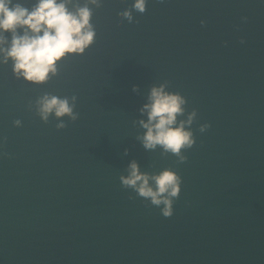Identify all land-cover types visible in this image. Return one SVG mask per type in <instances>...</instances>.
I'll use <instances>...</instances> for the list:
<instances>
[{
    "label": "water",
    "instance_id": "obj_1",
    "mask_svg": "<svg viewBox=\"0 0 264 264\" xmlns=\"http://www.w3.org/2000/svg\"><path fill=\"white\" fill-rule=\"evenodd\" d=\"M132 2L88 4L92 45L42 85L0 64V264H264V0ZM161 85L196 112L183 162L138 138ZM133 162L180 177L170 217L121 186Z\"/></svg>",
    "mask_w": 264,
    "mask_h": 264
},
{
    "label": "clouds",
    "instance_id": "obj_2",
    "mask_svg": "<svg viewBox=\"0 0 264 264\" xmlns=\"http://www.w3.org/2000/svg\"><path fill=\"white\" fill-rule=\"evenodd\" d=\"M72 2L35 0L34 4L25 7L20 0H0V64L10 62L14 78L33 86L42 85L56 74V65L60 61L80 56L92 45L95 31L90 23L92 13L88 4L96 5L97 0H88L87 4L77 6L74 11L68 7ZM145 2L133 0L131 9L142 14ZM122 16L131 22L130 11H122ZM5 43L7 47L3 46ZM37 104L42 121L49 114L57 119L62 116L75 118L68 99L44 96ZM184 104L183 97L165 91L163 85L150 89L148 102L140 109L141 114H146V122L139 121L145 132L138 138L146 150L159 146L181 162L185 160L181 151L194 145L189 126L196 112L192 111L186 119L178 122L177 117L184 115ZM13 126L19 127L20 121H14ZM62 127L63 124L58 125V128ZM207 127L203 124L199 131L203 133ZM128 168L127 177H120L121 186L132 188L138 197L147 199L153 206L163 205L160 214L164 218L170 217L173 200L180 192V177L168 169L154 176L142 174L134 162Z\"/></svg>",
    "mask_w": 264,
    "mask_h": 264
}]
</instances>
